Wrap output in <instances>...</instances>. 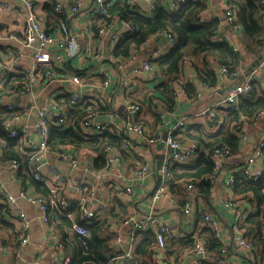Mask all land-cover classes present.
Returning a JSON list of instances; mask_svg holds the SVG:
<instances>
[{"label": "crops", "instance_id": "1", "mask_svg": "<svg viewBox=\"0 0 264 264\" xmlns=\"http://www.w3.org/2000/svg\"><path fill=\"white\" fill-rule=\"evenodd\" d=\"M57 1H60L64 5L66 16L69 20L68 24L71 29L79 35L81 52L75 57H65L63 65L57 67V70L62 72H58V80L49 83L42 77L44 72L40 71V69H36L34 73L32 72L34 70V64L31 58V55H33L32 51L28 50L27 56L19 59L18 53L23 47L22 38L20 40L4 39L0 45L2 49L0 54V90H5V83L11 75H25L30 78L28 85H32L33 97L27 92L26 87L28 85L20 92L8 90L1 92V95H5L9 101L16 105V111L22 114L21 123L30 125L34 124L38 119L37 108L40 106H47L49 110L50 104L53 101H58L66 108L69 118L72 120V125L76 126L78 124L80 116L77 117L78 119H75L70 114V110L78 109L70 108L63 104L68 101V94L66 93L68 88L79 90L77 86L71 84L70 79L73 75H79L82 78L84 82L82 89L89 93L97 94L99 91L109 93L101 105L93 106L89 103V107H93L99 111V118L103 121L114 120L116 122H124L128 117L127 108L129 104L133 101L138 102L141 105V111L135 116L133 114L130 116L135 119L143 120L147 125L149 134H159L162 141L153 145L144 142H135V146L131 150H128L130 153H128L126 157L123 155V161L119 166H115L113 163L109 164L105 169L100 170L94 167L93 156L89 154V157H82L83 170L80 173L85 175L87 180L86 184L89 186V189H93L96 192L93 203L103 202L105 204L106 207L102 215L103 217L110 212V210L114 209L118 211L120 208L119 202L122 201L128 203L126 213H129L135 221L146 218L152 213V206L149 202L151 193L160 181L158 170L164 157L171 151L167 144L164 143V145H161L165 133H168L170 126L176 119L184 115H191L192 117L189 119L186 127L177 132V137L179 138L185 139L189 132H198L202 134L204 138L212 139L214 136L220 135V133L228 132L224 115L234 110L238 103L226 111L219 113L222 118V123L219 125L216 124L215 121H209L204 117L197 116L196 113L215 105L232 83L223 77H219V82L215 87L207 86V88H203L202 82L198 80L196 68L201 69L203 67H208L214 72L218 62L212 58L209 59V62L207 59L206 62L204 57L188 59L187 62L183 64L182 74L179 78L184 81L185 85L193 82V95H189V92L186 90L185 94H183L178 101L174 100L173 92L170 96L161 95L160 92L153 90V88L161 84L164 79L161 76H156V74L151 80L144 79L142 76H133L132 71L134 66L138 64V61L131 63L127 68L118 69L116 64L124 59H118L113 55L117 43L112 42L109 33L104 37L99 33L100 27L105 23L104 18L107 17V13L110 12L109 10L115 4L124 2L123 0H109L107 3V11L102 14L95 11L94 0H82L83 5L81 12L73 16L69 14V8L76 0ZM157 1L159 2V8L165 7L168 9L170 0ZM205 3L206 9L202 12L200 20L203 22L213 18H221L224 24V33H226L224 37L227 41L232 42V39L240 32H234L226 23L225 0H207ZM42 10V13L47 18L45 7ZM124 21L125 20L120 16H113L111 21H109L113 23L111 30L113 32L121 30ZM0 26L6 31L19 34V36L22 35L24 28L22 18L17 11L13 9L0 11ZM169 42L168 38L164 35L157 34L150 37L148 41L139 48H136L139 54V62L147 57H151L153 55L152 53L157 50L160 54L165 55L173 47ZM232 44H234L236 50H240L242 46L238 40ZM54 52L61 53L56 49ZM96 54L99 55L98 58L95 57ZM86 57L88 58L87 60ZM256 58L257 57L250 59L248 55H243V61L237 68L242 76H247L246 72ZM102 70L106 71L109 75V83L106 87L102 84L106 79L105 76L101 74ZM87 76L90 77L86 78ZM250 76L253 78L254 82L260 83L262 87H264V66L256 68ZM171 85L173 87L172 82ZM257 91L260 93L261 89ZM198 92H201L200 97L197 96ZM169 97L175 104H173L172 107L169 104ZM258 97H260V94L256 95L254 100ZM3 109L5 108H0L5 116V111ZM156 118L159 119V122H157L158 119L156 120ZM233 127L234 124L231 125L232 131H234ZM247 129L249 132L248 144L246 146L245 144H241V147H239L236 153L229 158H225L220 168L216 171L213 194H211L210 189L209 196H205L199 187L190 193L186 189L185 183L191 180L188 178H175L173 185L169 189V195L164 199L165 201H160L157 204V209L154 211V214L164 220L170 228V233L167 236V247L159 252L160 258H164L172 264H193L194 260L197 258L195 246L198 243L204 244L203 236L205 228H207L201 219L202 212L213 214L224 225V231H229L234 221V215L233 212L224 205V182L227 175L234 172L239 164L245 162L246 157L251 152L252 146H254L257 141L260 126L252 125L248 126ZM0 141L2 140L0 139ZM20 141L23 143L25 149L24 153L30 155V162L27 170L29 178H22L19 174H14L8 166V163L3 161V149L0 147V184L3 190H7L17 197L19 207L22 211L27 213L30 220V239L23 251L15 253L7 248L18 246L20 234H14L9 231L0 232V236H2L4 242V245L2 247L0 246V261L4 264H50L54 257H57V261L61 263L66 259L70 261L77 251L76 244L73 240L75 233L72 232V228H64V231L58 229L65 238L63 241V248L59 251L57 249V240L50 237L49 230L47 226L40 221L37 210L19 196L22 187L27 188L35 195H40L41 193L36 186L39 181L35 180L32 175L33 162H31V157L33 153H36V148L34 145H29L26 142L24 143V140ZM79 152L81 154V151ZM53 160H55L57 166L65 172L77 174L76 170L72 169L67 164H60L56 158ZM193 161L176 164L173 168V170L176 171V175L179 176L182 174V172H184L183 166L191 165ZM92 163L93 168H88ZM146 163L151 165L152 174L145 176L143 179H136L133 176L134 169L138 165ZM118 169H120V171ZM100 173L104 174V176L99 177ZM39 183L47 188H49V186H54L53 184L47 186L45 183ZM49 183H55L53 176L49 177ZM114 183L132 185L137 194L136 199L133 202H129L126 198L118 196L113 189ZM60 193L74 200H79L83 196V194L75 188L66 186L60 189ZM234 196L236 199H240L242 195H237L234 191ZM188 201L193 205V213L186 215L183 212V208L185 206L184 204ZM1 203L3 204L2 201ZM6 219L17 228L16 221L11 222L8 216H6ZM131 227V223L124 224V222L119 221H114L108 227L105 235L111 236L112 240L117 236H121L122 239L121 244H117L116 247L112 249L109 259H111L114 252L117 253L123 246H132L133 254L137 247L140 246L142 238L139 234L141 232L138 234L136 233L135 237H132L130 234ZM201 228H203L202 231L200 230ZM260 235L262 236V234ZM192 243L197 244L192 246ZM157 252L158 250L155 248L148 264L154 261L153 257ZM230 258L239 264H243L241 253L235 252ZM129 259H127L124 264H129ZM206 264H215V256H212L209 250Z\"/></svg>", "mask_w": 264, "mask_h": 264}, {"label": "built area", "instance_id": "2", "mask_svg": "<svg viewBox=\"0 0 264 264\" xmlns=\"http://www.w3.org/2000/svg\"><path fill=\"white\" fill-rule=\"evenodd\" d=\"M109 0H94L95 11L99 13H106L107 3ZM135 11L151 14L159 9V2L157 0H123ZM188 0H170L168 10L176 12ZM207 1V0H205ZM225 20L226 23L232 28L234 32H240L241 25L238 23L235 10L228 5L229 0H225ZM46 4L54 7V12L58 15L66 14L64 5L57 0H1L0 11L6 9H13L17 11L23 20L22 35L6 31L0 26V45L6 38L8 40L15 39L23 41V47L18 53L19 59L27 56V52L32 51L31 58L34 64V71L46 68L42 77L49 83L58 80V74L53 68L63 65L65 57H75L81 52V43L79 35L71 29L67 21H62L59 27L48 32L50 27L47 26V18L42 13V9ZM83 5L82 0H76L69 8L71 16L81 12ZM259 6L264 9V0H260ZM202 13L199 15L201 19ZM69 21V20H68ZM113 23L105 22L99 29L100 35L103 37L109 33L112 42L117 43L125 35L132 32L131 25L124 21L123 27L117 32L111 29ZM158 35H164L170 41V45L174 46L176 37L173 33L167 31H160ZM156 34V35H157ZM60 51L56 53L54 50ZM0 47V54H1ZM92 54V53H91ZM151 57H147L139 62V54L136 49L131 51L127 59L119 61L116 66L118 69L127 68L131 63L138 61V64L133 68V76H142L144 79L151 80L154 78L156 70L151 62L153 58H160L163 55L156 52L152 53ZM99 57L98 54L95 55ZM88 58L86 57V60ZM188 60V59H187ZM187 60L185 62H187ZM262 67V66H261ZM215 73L218 77H223L230 81L232 84L226 90L220 100L210 108L200 110L196 113L197 116L206 118L209 121H215L216 124L222 123V118L219 113L235 106L241 97L249 96L253 91V78L249 76H242L241 72L231 70L226 64L217 63ZM88 74V73H87ZM101 74L105 76V81L102 82L106 87L109 83V75L106 71L102 70ZM87 76L86 78H89ZM71 84L77 86L79 90L68 88V101L63 103L70 108L82 109L85 113L78 120L76 125L80 133L87 139L94 138L104 132H112L115 134L126 135V140L121 147L123 150H131L136 143L144 142L146 144H156L162 141L161 136L158 134L150 135L146 123L141 119H135L134 116L141 111V105L138 102H131L127 108V120L124 122H116L114 120L103 121L99 118L100 113L95 108L89 107V103L93 106H99L103 103L104 99L109 93L99 91L97 94L89 93L82 89L84 82L79 75H73L70 79ZM173 84V98L178 101L183 94H185L184 81L179 78L172 81ZM203 88L207 85L202 83ZM27 92L33 97L32 85L29 84ZM201 96V92L197 93ZM0 108H5L14 113V115L5 121V130L12 138H19L24 140L29 145H34L36 153L32 154L31 162L32 175L35 180L45 183L49 186L51 195L45 197L43 195H35L27 188L22 187L19 196L24 199L29 205L33 206L38 214L40 221L47 226L51 238L57 240V249L60 251L63 248L64 236L59 232L54 224V216L56 214L64 215L72 221V232L81 237H87L89 232L85 227L76 221V215L70 211L73 207H79L82 216L85 219H91L102 216L105 209L103 202L93 203L96 192L89 189L86 184L87 180L84 174L80 172L83 170L82 156L80 152L72 147L63 145H49V136L51 128H56L60 131H66L72 126V120L69 118L66 108L58 101H53L50 104V109L47 106H40L37 108L38 119L32 125L22 124V114L17 110L16 105L9 101L5 95L0 96ZM132 117V118H131ZM191 115H184L176 119L168 131L167 140L165 144L171 151L164 157L158 170L159 183L150 195V204L152 206V213L146 218L135 221L132 216H129L124 221V224H132L130 234L135 237L137 231L148 230L152 228L156 234V249L158 252L155 254L154 261L150 264H172L166 259L159 257V252L167 247V236L170 233L169 225L162 220L159 216L154 214L157 209L156 206L160 201H165L169 195V189L174 183L173 168L176 164L189 163L195 160L204 149L196 141H179L176 139L175 134L183 130ZM259 125V135L256 143L251 148V152L246 157L245 162L239 164L234 172L226 176L224 182V205L227 209L233 212L234 221L228 232L224 231L225 227L222 222L211 213L202 212L201 219L205 226L209 228L213 235L222 243V248L218 255L215 257L216 264H239L233 261L232 257L235 252L242 254L243 264H264V253L262 252L264 246H257L255 241L250 237L249 225L247 219L249 216L257 212V207L251 195H242L240 199L234 196V186L236 183L237 175L244 177L247 180L255 181L264 175V111H261L253 118L243 117L239 122L234 124V132L245 146L249 142L248 126ZM34 135V137H33ZM212 159L214 161V173L207 175L203 178L205 182L211 185V194H213V185L215 180V173L220 168L223 160L229 158L232 152L227 147H214L210 150ZM105 157L108 165L113 164L119 166L123 161V154L121 150L115 146H107L104 149ZM56 158L60 164H67L72 169L76 170L75 173H67L57 166ZM8 166L14 172L18 173L20 164L17 161L8 162ZM88 168H93V163ZM120 171V169H118ZM152 174V167L149 164H140L134 171L133 176L136 179H143L145 176ZM53 176L55 183H49V177ZM104 174L100 173L99 177ZM197 182L188 181L185 183L186 189L191 193L195 191L199 185ZM73 187L83 194L79 200L68 198L65 194L60 193V189L64 187ZM113 189L118 196L126 198L129 202H133L137 194L130 184L114 183ZM174 199V198H173ZM175 200V199H174ZM173 200V201H174ZM8 208L7 216L11 222L16 221V226L20 232V242L17 247H8L11 252L20 253L25 246L29 243V229L30 220L26 212L22 211L17 203V197L7 190H3L0 184V202ZM176 201V200H175ZM183 212L186 215L193 213V205L190 201L184 204ZM262 237H264V229H262ZM121 236H117L111 243V249H114L117 244H121ZM4 245L3 238L0 236V246ZM197 258L193 264H206L208 258V250L203 243H198L195 247ZM133 256V248L121 247L119 251L112 255L109 262L111 264H124L127 259ZM68 259L62 263L57 261V257L50 262V264H68ZM0 264H4L0 261Z\"/></svg>", "mask_w": 264, "mask_h": 264}, {"label": "trees", "instance_id": "3", "mask_svg": "<svg viewBox=\"0 0 264 264\" xmlns=\"http://www.w3.org/2000/svg\"><path fill=\"white\" fill-rule=\"evenodd\" d=\"M260 0H229L228 5L235 10L238 23L241 30L232 42L227 41L224 35V24L221 18H213L209 21H201L199 15L206 9L205 0H188L176 12H171L165 7L159 8L156 12L146 14L133 10L126 1L115 4L104 18L105 22L111 21L113 16H120L127 21L133 28L132 32L125 34L118 42L114 57L118 59H127L133 49L139 48L148 39L156 35L160 31L171 32L176 37L175 45L168 53L160 58L151 59L156 70V76H161L164 81L155 86L153 90L158 91L161 95L170 96L173 92L171 82L179 79L182 74L183 64L187 59H195L204 57L209 62L212 58L218 63L226 64L231 70H236L243 61V55H248L250 59L258 57L264 48V9L259 6ZM47 11V26L50 27L49 33L56 30L62 21H67L66 14L58 15L54 12V7L50 4L45 5ZM236 40L241 43L240 50H236L234 43ZM41 70V69H40ZM44 68L43 71H45ZM58 74L61 72L57 68H53ZM42 71V72H43ZM62 73V72H61ZM198 80L206 84L208 87H215L219 82V77L208 67L201 69L196 68ZM29 77L25 75H11L5 83V92L13 90L20 92L29 83ZM261 89L258 93L257 90ZM189 95H193V82L185 85V91ZM260 94L256 100L255 96ZM67 101V99H66ZM169 104L172 107L174 102L169 97ZM175 105V104H174ZM5 116L0 110V147L3 149V161H17L20 164L19 174L22 178H29L28 164L30 155L24 153L23 143L19 138H12L5 130V121L10 119L14 113L3 109ZM261 111H264V87L253 81V91L249 96L240 98L238 105L229 114H225L227 131L220 135L212 136V139H206L202 134L189 132L185 139L175 137L179 141H196L201 145L204 151L199 154L198 158L191 165L183 166L184 172L179 176L173 170V177L177 179L188 178L198 183L199 188L205 196H209L211 185L205 182L203 178L213 174L215 165L210 150L214 147H227L231 150L232 156L241 147V140L231 129V125L236 124L243 117L253 118ZM83 110H70V114L75 119L84 115ZM78 119V118H77ZM158 118H156L157 120ZM159 122V119L157 120ZM126 135L115 134L112 132H104L94 138H85L76 126L72 125L66 131H60L51 128L49 136V145H63L72 147L78 151H89L93 156L94 167L98 170L108 167L104 149L107 146H115L121 150L126 157L130 151L123 150ZM36 186L40 190V195L49 197L50 189L37 182ZM234 191L237 195H251L256 204L257 212L247 219L249 225L250 237L255 241L256 245L264 246V237L260 234L264 229V175L258 180L251 181L237 175ZM118 211L110 210L105 216H99L91 219H85L82 216L79 207H73L76 215V221L85 227L89 232L87 237H81L74 234L73 240L76 244L77 251L68 264H111L109 262L110 253H112L111 243L112 237L105 235L108 227L114 222H124L129 218L128 203L119 202ZM8 208L0 202V232L9 231L19 233L17 228L9 223L6 219ZM54 224L57 229H71L72 221L64 215L56 214L54 216ZM64 231V230H63ZM141 232V233H140ZM142 238L140 246L137 247L128 263L148 264L151 256L156 248V234L152 228L148 230L137 231ZM21 237V236H20ZM203 241L205 247L212 256L219 254L222 243L217 239L209 228H205ZM197 244V243H196ZM192 243V246L196 245ZM196 247V246H195ZM264 253V248L262 250ZM216 264V263H215Z\"/></svg>", "mask_w": 264, "mask_h": 264}, {"label": "water", "instance_id": "4", "mask_svg": "<svg viewBox=\"0 0 264 264\" xmlns=\"http://www.w3.org/2000/svg\"><path fill=\"white\" fill-rule=\"evenodd\" d=\"M264 66V48L262 50V52L259 54V56L252 62V64L250 65V67L248 68L246 75L249 76L251 75L256 68ZM167 136L168 133L166 132L164 137H163V142L161 143V145H164L165 141L167 140Z\"/></svg>", "mask_w": 264, "mask_h": 264}, {"label": "rangeland", "instance_id": "5", "mask_svg": "<svg viewBox=\"0 0 264 264\" xmlns=\"http://www.w3.org/2000/svg\"><path fill=\"white\" fill-rule=\"evenodd\" d=\"M89 151H81V155L83 158L89 157ZM201 231L203 230V228L200 229Z\"/></svg>", "mask_w": 264, "mask_h": 264}]
</instances>
